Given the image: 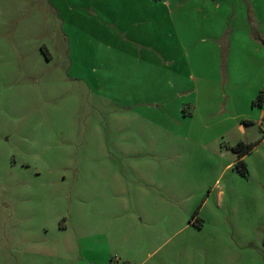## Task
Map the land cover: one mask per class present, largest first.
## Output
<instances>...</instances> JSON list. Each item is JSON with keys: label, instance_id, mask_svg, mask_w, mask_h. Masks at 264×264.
<instances>
[{"label": "rangeland", "instance_id": "rangeland-1", "mask_svg": "<svg viewBox=\"0 0 264 264\" xmlns=\"http://www.w3.org/2000/svg\"><path fill=\"white\" fill-rule=\"evenodd\" d=\"M136 1L0 0V264H264V0Z\"/></svg>", "mask_w": 264, "mask_h": 264}, {"label": "crops", "instance_id": "crops-1", "mask_svg": "<svg viewBox=\"0 0 264 264\" xmlns=\"http://www.w3.org/2000/svg\"><path fill=\"white\" fill-rule=\"evenodd\" d=\"M132 4V6L133 7H141V9H139V11H140V14H139V20L141 21V18H142V16H141V13H142V7L144 6V7H147V8H149V10H151L152 8H156L157 7V5L158 4H156V2L154 3V2H142V1H140L139 0V2H132L131 3ZM161 4V6H163V7H167L168 5V3H165V2H161L160 3ZM94 6V5H93ZM152 11V10H151ZM140 23V22H139ZM140 26H139V31H140ZM143 52H145V53H148V54H151V55H157V56H159V62H158V64H162V66H164V67H170L171 65H176V63H177V60L175 59V60H173V59H169V58H163L162 56H161V53H159L156 49H152V48H150L149 46H146V47H141V48H139V54H142ZM158 61V59H155L153 62H154V64H155V66H156V62ZM151 76V75H150ZM151 80V77H149V81ZM171 80V81H170ZM169 81H168V85H170V87L171 88H173L174 87V80L173 79H170ZM158 85V83L157 82H155V81H152V87L153 88H155L156 86ZM141 102H143L142 101V99H139V103H141Z\"/></svg>", "mask_w": 264, "mask_h": 264}, {"label": "trees", "instance_id": "trees-1", "mask_svg": "<svg viewBox=\"0 0 264 264\" xmlns=\"http://www.w3.org/2000/svg\"><path fill=\"white\" fill-rule=\"evenodd\" d=\"M255 145L249 144V145H244L243 143H238L232 147V150L234 153L238 155L236 167L238 169V172L241 175H245L247 172L246 169V164L243 159H241L245 154H247L249 151H251ZM197 215V211L194 213V216Z\"/></svg>", "mask_w": 264, "mask_h": 264}]
</instances>
